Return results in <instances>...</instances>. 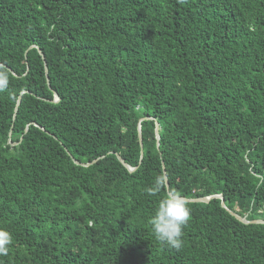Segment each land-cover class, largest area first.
Instances as JSON below:
<instances>
[{
	"label": "trees",
	"instance_id": "1",
	"mask_svg": "<svg viewBox=\"0 0 264 264\" xmlns=\"http://www.w3.org/2000/svg\"><path fill=\"white\" fill-rule=\"evenodd\" d=\"M0 70V264H264V0H0Z\"/></svg>",
	"mask_w": 264,
	"mask_h": 264
},
{
	"label": "clouds",
	"instance_id": "2",
	"mask_svg": "<svg viewBox=\"0 0 264 264\" xmlns=\"http://www.w3.org/2000/svg\"><path fill=\"white\" fill-rule=\"evenodd\" d=\"M9 74L0 70V92L9 86ZM168 181L165 175H158L154 183L146 189L148 195L166 191ZM191 218V209L187 200L179 194H168L161 198L155 213L150 217L149 224L155 239L162 245L180 250L183 247L184 228ZM13 244L12 234L0 228V257L9 255Z\"/></svg>",
	"mask_w": 264,
	"mask_h": 264
},
{
	"label": "water",
	"instance_id": "3",
	"mask_svg": "<svg viewBox=\"0 0 264 264\" xmlns=\"http://www.w3.org/2000/svg\"><path fill=\"white\" fill-rule=\"evenodd\" d=\"M32 48H36V49L38 50L39 54L41 55L42 59H43V62H44V65H45V70H46L47 83H48L49 88H51V86H50V82H49V76H48V66H47V63H46V60H45V56H44L43 52L41 51V49H39L38 47H36V46H32V47H30V49H32ZM9 70L11 71V69H9ZM54 95H55L56 100L58 101V100H59L58 94H57L56 92H54ZM21 101H22V97L20 96L19 99H18V102H17L16 108H15V115H14V118H15L16 115H17V112H18V110H19V106H20V104H21ZM145 119H146V120H150L151 118H145ZM142 120H143V119H142ZM142 120H141V121H142ZM141 121H140V122H141ZM158 130H159V129H158V127H157V129H156L157 146H159V132H158ZM138 133H139V140H140V146H141V159H142V158H143V142H142V134H141V125H140V124H139V126H138ZM66 151H67V149H66ZM67 153L71 156V154H70L68 151H67ZM117 157H118L119 161H120L122 164H124V166L127 167L131 172L135 170V169H133V168H130V167L124 162V160L122 159L121 156L118 155ZM72 159H73V158H72ZM73 161H74L75 163H77L74 159H73ZM77 164H78V163H77ZM80 165H82V166H84V167H87V166H90L91 164H80ZM163 172H164V175H165L166 178H167V175H166V169H165L164 163H163ZM167 181H168V178H167ZM167 190H168V192H169V182H168V188H167ZM169 194H171V193L169 192ZM213 198L221 199V201H222L221 206H222L223 208H225L226 210H228V209L226 208V206H225V200H224V198H223L222 196H212V197H208V198L186 199V200H187V202L208 203V202H209L211 199H213ZM228 211H229V210H228ZM229 213H230L232 216H234L237 220H239V221H241V222H243V223H245V224H248V223L264 224V221H262V220H255V221H251V222H249V221H247L245 218H242V217L238 216L237 214H235V213L232 212V211H229Z\"/></svg>",
	"mask_w": 264,
	"mask_h": 264
}]
</instances>
